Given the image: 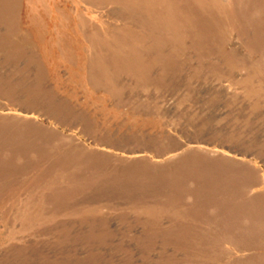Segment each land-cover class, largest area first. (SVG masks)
<instances>
[{
	"label": "rangeland",
	"instance_id": "obj_1",
	"mask_svg": "<svg viewBox=\"0 0 264 264\" xmlns=\"http://www.w3.org/2000/svg\"><path fill=\"white\" fill-rule=\"evenodd\" d=\"M0 264H264V0H0Z\"/></svg>",
	"mask_w": 264,
	"mask_h": 264
}]
</instances>
